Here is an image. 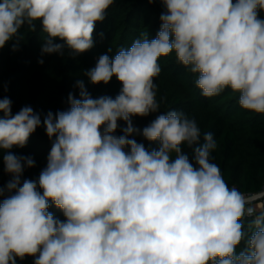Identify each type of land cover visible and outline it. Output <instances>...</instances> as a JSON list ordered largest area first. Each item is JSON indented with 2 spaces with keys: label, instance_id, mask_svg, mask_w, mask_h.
Segmentation results:
<instances>
[{
  "label": "clouds",
  "instance_id": "clouds-1",
  "mask_svg": "<svg viewBox=\"0 0 264 264\" xmlns=\"http://www.w3.org/2000/svg\"><path fill=\"white\" fill-rule=\"evenodd\" d=\"M151 4L153 0H148ZM114 0H0V49L27 24L46 33L42 54L60 53L65 41L75 56L93 47L95 23ZM164 11L154 39L145 34L114 57L101 55L85 72L92 84L115 76L122 87L113 98H93L77 80L80 98L41 120L31 106L12 114L0 99V151L11 175L0 203V264L33 256L34 264H264V190L245 194L229 187L213 162L214 134L183 111L158 115L142 130L133 117L161 108L154 78L159 58L175 53L196 75L206 98L230 88L244 109L264 114V0H161ZM111 51V49H109ZM39 63H43L40 60ZM163 99V98H162ZM124 121L123 135H116ZM43 126L52 141L38 179L21 180L30 156L24 147ZM158 141V150L130 139ZM194 148L195 165L182 152ZM42 190V194L41 191ZM65 221L48 211L49 201ZM250 217L247 232L244 218ZM243 242V247L237 252Z\"/></svg>",
  "mask_w": 264,
  "mask_h": 264
},
{
  "label": "trees",
  "instance_id": "trees-1",
  "mask_svg": "<svg viewBox=\"0 0 264 264\" xmlns=\"http://www.w3.org/2000/svg\"><path fill=\"white\" fill-rule=\"evenodd\" d=\"M164 11L161 0H114L105 12V19L97 21L93 32V47L73 56L65 41L59 38L54 43L64 46L62 58L51 57L49 62L41 60L39 47L46 39L42 31V23L35 22V31H30L27 24L19 29V49L12 50L16 38L6 43L0 49V99L7 97L12 102V114H16L22 107L31 106L35 113L40 114L41 120L52 111L53 113L66 110L69 105L67 98L72 93L80 98L77 80H83L86 91L93 97L102 95L115 97V76L108 84H92L85 72L95 67L101 55L114 57L120 48L128 49L133 41L145 34L148 39H154L160 29V15ZM258 18L264 20V11L258 10ZM111 49V51H109ZM160 66L166 69L168 75L174 79L186 78L189 94H173L170 87L157 85L156 99L161 108L147 117H133V124L139 129L151 123L158 115L166 114L169 110L183 111L190 119H195L201 129L199 144L204 143L203 134L211 132L217 141V148L213 152V162L220 169L223 179L231 188L235 186L239 191L248 194L261 190L264 181V114L254 113L242 109L238 104L239 94L226 88L219 96L206 98L201 90L195 86V74L190 73L176 61L175 53L159 58ZM163 98V99H162ZM0 116L3 113L0 112ZM116 135H123L121 129L126 127L124 121H118ZM138 143H143L149 151L158 150V141H148L142 135L129 137ZM52 141L47 137L43 126L31 134L24 147L13 146L10 151L17 155L30 156L35 160V166L25 168L21 180H36L47 165V156ZM182 145V152L195 165L194 148ZM3 152L0 151V188H5L11 175L4 171ZM41 194H42V190ZM9 193L5 190L0 196V203ZM48 211L54 218L65 221L62 210L58 209L50 200ZM251 218H244V230ZM243 247H238L237 252ZM35 257L25 256L23 260L16 258V264H34Z\"/></svg>",
  "mask_w": 264,
  "mask_h": 264
},
{
  "label": "rangeland",
  "instance_id": "rangeland-1",
  "mask_svg": "<svg viewBox=\"0 0 264 264\" xmlns=\"http://www.w3.org/2000/svg\"><path fill=\"white\" fill-rule=\"evenodd\" d=\"M45 42H43L44 44ZM39 47L40 49L38 50V52L40 53L41 56V60L45 61V62H49L53 57L54 60L55 58H57V60H59L60 58H62V56L60 55H55V53L52 54H42L41 53V47L42 45ZM94 68V67H93ZM168 71V70H167ZM166 69L163 68V66H161V73L158 77L154 78V83L156 85H161V86H168L170 87V92L173 94H181L182 96H186L187 94H189L188 88L186 86V78L184 77H180V78H172L168 75ZM115 82H116V86H115V92L118 93L120 88L122 87L121 83L117 80V78H115Z\"/></svg>",
  "mask_w": 264,
  "mask_h": 264
},
{
  "label": "built area",
  "instance_id": "built-area-1",
  "mask_svg": "<svg viewBox=\"0 0 264 264\" xmlns=\"http://www.w3.org/2000/svg\"><path fill=\"white\" fill-rule=\"evenodd\" d=\"M261 190H264V181H263V184H262V186H261ZM261 190H260V191H261ZM259 203L264 204V200H261Z\"/></svg>",
  "mask_w": 264,
  "mask_h": 264
}]
</instances>
